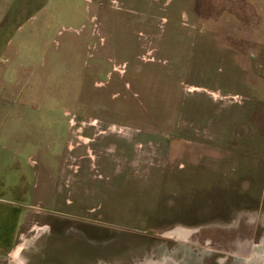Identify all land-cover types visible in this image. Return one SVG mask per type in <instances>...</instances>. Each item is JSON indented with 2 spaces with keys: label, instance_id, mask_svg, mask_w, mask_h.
Segmentation results:
<instances>
[{
  "label": "rangeland",
  "instance_id": "374dc122",
  "mask_svg": "<svg viewBox=\"0 0 264 264\" xmlns=\"http://www.w3.org/2000/svg\"><path fill=\"white\" fill-rule=\"evenodd\" d=\"M0 207L48 264H264V0H0Z\"/></svg>",
  "mask_w": 264,
  "mask_h": 264
},
{
  "label": "crops",
  "instance_id": "0c3cea01",
  "mask_svg": "<svg viewBox=\"0 0 264 264\" xmlns=\"http://www.w3.org/2000/svg\"><path fill=\"white\" fill-rule=\"evenodd\" d=\"M10 207H0V264H48L47 237L39 244V249L25 252L24 244L30 212H20L11 217ZM14 214V213H13Z\"/></svg>",
  "mask_w": 264,
  "mask_h": 264
}]
</instances>
